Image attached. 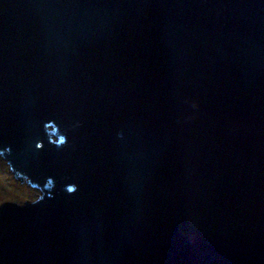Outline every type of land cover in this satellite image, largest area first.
I'll return each instance as SVG.
<instances>
[{"label":"water","instance_id":"1","mask_svg":"<svg viewBox=\"0 0 264 264\" xmlns=\"http://www.w3.org/2000/svg\"><path fill=\"white\" fill-rule=\"evenodd\" d=\"M0 264H264V0H0Z\"/></svg>","mask_w":264,"mask_h":264},{"label":"rangeland","instance_id":"2","mask_svg":"<svg viewBox=\"0 0 264 264\" xmlns=\"http://www.w3.org/2000/svg\"><path fill=\"white\" fill-rule=\"evenodd\" d=\"M39 191L21 182L12 173L10 166L0 156V205L5 201H19L36 199Z\"/></svg>","mask_w":264,"mask_h":264},{"label":"flooded vegetation","instance_id":"3","mask_svg":"<svg viewBox=\"0 0 264 264\" xmlns=\"http://www.w3.org/2000/svg\"><path fill=\"white\" fill-rule=\"evenodd\" d=\"M34 200V199H33Z\"/></svg>","mask_w":264,"mask_h":264}]
</instances>
